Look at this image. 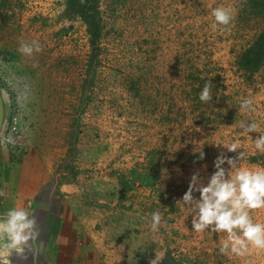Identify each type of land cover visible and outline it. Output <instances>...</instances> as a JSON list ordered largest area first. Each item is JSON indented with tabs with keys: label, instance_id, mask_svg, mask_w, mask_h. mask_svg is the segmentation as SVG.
<instances>
[{
	"label": "rangeland",
	"instance_id": "1",
	"mask_svg": "<svg viewBox=\"0 0 264 264\" xmlns=\"http://www.w3.org/2000/svg\"><path fill=\"white\" fill-rule=\"evenodd\" d=\"M95 1L96 37L82 18L66 13L67 0H0V55L11 76L10 84H1L9 95L7 117L25 102L24 130L34 121L63 125L64 146H70L53 141L54 187L67 176L84 183L89 207L137 211L148 230L142 217L160 211L159 241L148 242L165 252L162 264H264L262 249L221 254L226 233H197L181 200L193 172L207 183L221 151L237 155L211 143L236 142L244 153L238 168L264 169V153L254 146L258 133L238 126L246 120L264 131V62L251 73L238 65L264 29V14L251 10L249 0ZM219 6L233 11L227 28L213 27L212 10ZM22 40H38L42 50L22 55ZM209 79L212 100L203 103L199 95ZM244 98L253 100L254 111L241 109ZM40 134L44 140V130ZM11 149L0 145V158L8 155L13 168L28 151L16 158ZM251 215L264 223V208Z\"/></svg>",
	"mask_w": 264,
	"mask_h": 264
},
{
	"label": "crops",
	"instance_id": "2",
	"mask_svg": "<svg viewBox=\"0 0 264 264\" xmlns=\"http://www.w3.org/2000/svg\"><path fill=\"white\" fill-rule=\"evenodd\" d=\"M28 103V115H33L30 101ZM39 125L34 121L25 130L28 153L15 167L11 168L8 155L0 158V209L6 214L13 207H25L38 219L43 247L35 262L149 264L161 250L158 242L148 241L154 238L159 241V238L151 230L144 229L137 211L111 209L106 204L89 207L90 199L83 196L85 184H74L68 176L61 179L59 186H53L54 149H58L54 148L53 141L59 138L60 145L57 146L65 150L70 145L68 142L67 147L64 146L63 125L52 128ZM40 130H44V140ZM99 203L103 201L99 200ZM28 261L33 264L31 256Z\"/></svg>",
	"mask_w": 264,
	"mask_h": 264
},
{
	"label": "clouds",
	"instance_id": "3",
	"mask_svg": "<svg viewBox=\"0 0 264 264\" xmlns=\"http://www.w3.org/2000/svg\"><path fill=\"white\" fill-rule=\"evenodd\" d=\"M212 16L215 19L213 27L227 28L234 20L232 9L224 6L214 8ZM18 50L22 55L32 56L42 49L38 40L31 42L22 40ZM3 83L6 82L0 83V91L6 113V94L1 88ZM212 87L213 84L209 79L199 95L201 102L208 103L212 100ZM7 98H9L8 94ZM240 107L245 111L255 110L251 98L242 99ZM23 116L24 109L20 122L25 134ZM238 126L246 134L258 133L254 146L256 150L264 153V131H261L258 124L241 120ZM211 144L217 148L226 149L227 152L237 153V155L230 157L221 151L213 161L215 171L208 177L207 183L203 182L198 171L191 174L187 190L181 197L191 215V227L197 233L205 231L226 233V239L222 240L219 246V251L223 255L244 256L250 247L264 250V223L254 222L251 215L252 210L264 208V169L238 168L237 160L243 157L244 153L239 151L241 146L236 142ZM0 145L3 144L0 143ZM25 145H27L26 142ZM198 153L197 158L204 159L205 153L202 146ZM225 164L228 165L227 168L223 166ZM194 193H199L198 197ZM142 219L149 221L152 232H158L165 223L160 211H154L150 214V218L146 216ZM42 247L40 225L33 212L25 207H13L6 214L0 215V264H12L10 257L13 256L21 261L31 256L35 264ZM164 258L165 252H157L149 260V264H162Z\"/></svg>",
	"mask_w": 264,
	"mask_h": 264
},
{
	"label": "trees",
	"instance_id": "4",
	"mask_svg": "<svg viewBox=\"0 0 264 264\" xmlns=\"http://www.w3.org/2000/svg\"><path fill=\"white\" fill-rule=\"evenodd\" d=\"M95 0H67L66 13L80 17L86 23L93 36H98V11ZM251 10L264 14V0H249ZM264 62V29L255 40L246 47L238 58V65L245 72L257 70Z\"/></svg>",
	"mask_w": 264,
	"mask_h": 264
},
{
	"label": "built area",
	"instance_id": "5",
	"mask_svg": "<svg viewBox=\"0 0 264 264\" xmlns=\"http://www.w3.org/2000/svg\"><path fill=\"white\" fill-rule=\"evenodd\" d=\"M9 64L6 63V57L0 55V83L6 82L10 84L11 76L8 72ZM23 102L20 104H14L11 109V113L7 117V109L5 113V120L7 118L8 128L6 130H2L0 133V143L4 145H9L12 147L13 155L16 158H19V155L24 151L26 147L24 141V132L21 128L20 117L23 115ZM4 125V124H3ZM3 129V128H2Z\"/></svg>",
	"mask_w": 264,
	"mask_h": 264
},
{
	"label": "water",
	"instance_id": "6",
	"mask_svg": "<svg viewBox=\"0 0 264 264\" xmlns=\"http://www.w3.org/2000/svg\"><path fill=\"white\" fill-rule=\"evenodd\" d=\"M4 115H5V105H4V100H3V96L2 93L0 91V131L3 125V121H4ZM1 174H0V188H1Z\"/></svg>",
	"mask_w": 264,
	"mask_h": 264
}]
</instances>
